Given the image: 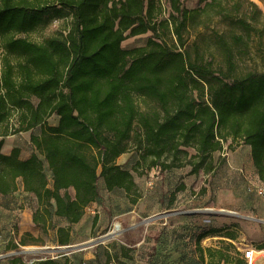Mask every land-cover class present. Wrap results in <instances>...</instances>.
Returning <instances> with one entry per match:
<instances>
[{"label": "trees", "instance_id": "obj_1", "mask_svg": "<svg viewBox=\"0 0 264 264\" xmlns=\"http://www.w3.org/2000/svg\"><path fill=\"white\" fill-rule=\"evenodd\" d=\"M166 1L0 0V194L22 184L37 199L34 222L44 235L57 228L62 245L99 200L100 182L136 204L142 191L135 174L189 167L188 175H215L226 150L241 144L250 146L264 182V70L239 72L246 36L219 33L214 48L187 44L191 28L216 16L250 34L262 9L251 0H199L194 8ZM243 1L255 8L251 14ZM56 19L68 25L41 42L19 36ZM149 31L146 45L122 46ZM22 132H30L33 153L22 158L18 146L5 153L6 136ZM42 242L27 233L7 248ZM237 254L232 264H248ZM10 262L28 264L21 255ZM33 264L59 263L47 257Z\"/></svg>", "mask_w": 264, "mask_h": 264}, {"label": "crops", "instance_id": "obj_2", "mask_svg": "<svg viewBox=\"0 0 264 264\" xmlns=\"http://www.w3.org/2000/svg\"><path fill=\"white\" fill-rule=\"evenodd\" d=\"M49 122L55 125L58 119L52 116ZM244 146L250 151L249 145ZM241 150L227 153L218 175H188L189 167L165 173L153 168L136 204L125 192H110L100 182L99 200L88 205L82 219L71 225V241L65 245L58 241L57 228L43 237L33 220L37 199L20 184L12 194H0V250L31 233L44 238L35 244L40 246L37 251L49 249L50 258L59 264H232L238 252L245 258L243 250L248 248L254 250L252 264H264V248L258 247L264 243V199L252 186H264V182L251 151L243 156ZM126 156L119 163H125ZM12 222L17 227L14 230ZM116 222L118 227L112 231ZM59 225L68 223L60 219ZM101 237L106 239L96 243ZM22 257L28 264L45 259ZM10 258L0 252V264H11Z\"/></svg>", "mask_w": 264, "mask_h": 264}, {"label": "rangeland", "instance_id": "obj_3", "mask_svg": "<svg viewBox=\"0 0 264 264\" xmlns=\"http://www.w3.org/2000/svg\"><path fill=\"white\" fill-rule=\"evenodd\" d=\"M251 1H254L255 3H257L259 8L262 9L264 13V0H251ZM163 2L165 6L168 7L167 1L163 0ZM242 3H243L242 10L247 9L248 14H251L252 13L251 11L255 10V8H253L249 3L245 1H243ZM184 4L185 6L189 8H194V7L203 5V4H200L199 0H186L184 1ZM169 10L170 8L167 9L166 16L169 15ZM233 14L236 15V11H234ZM252 21L257 25L258 30L252 31L250 34H248L244 30L242 25L238 24L236 20L223 18V16H216L211 22L207 24L208 25L207 27L198 26L194 29L191 28L190 29L191 35L189 37V40L187 41V44L190 45L193 43L194 40H197V42L204 49L208 48V46H211V48H214L216 37L218 36L219 33H225L228 36L234 33L244 34L246 36L245 38L247 42L249 43V49H248V52L238 54L239 72L243 73L248 70H255V69L264 70V16L257 14V18ZM67 25H68L67 20L56 19L50 25L46 27H40L36 29L35 31L19 34V36L26 37L33 41L41 42L46 37L54 34L59 29H63ZM151 35H152V32L149 31L145 34L129 36L127 39L123 41L122 46L126 49L137 47V46H144L147 44L148 38ZM1 55H2V50L0 48V57ZM221 61H222L221 57L218 55L216 59V66H220ZM15 146H18L21 149V156L23 158L29 157L33 153V150H34V147L32 146L31 140H30V132H22V133H18L15 135L6 136L3 151L5 150L9 152ZM226 147H227V144H226ZM237 148H242L241 153L243 156H249L250 151L247 150L244 144L237 146L235 149ZM226 151L227 152L224 155H227V153L230 152L228 149ZM216 155L219 156V153ZM126 157H127L126 155L121 156V158H119L118 161L123 162ZM147 175L148 174H145L144 176H139L135 174L136 180L138 182V185L141 191L145 187V181L147 179ZM252 186L257 190V192L260 188L264 187L259 183H255ZM142 194H143V191H142ZM261 196L264 199V195L260 194V197ZM146 199H147L146 205H149L147 196H146ZM139 221L142 222V226H143L144 220L140 219ZM115 224L116 225L113 226L112 231H116L118 227L117 222ZM11 228L13 230L14 228H17L13 222L11 224ZM44 236L47 237V235H43V237ZM103 239L105 240L106 238H103ZM36 247H40V246H37L35 244L19 245L18 248H10V249L3 248L0 250V252L1 254H3V256L6 255L7 258L17 256V255H22L30 259L47 258V257L52 256V252L49 249H43V251H37L38 248Z\"/></svg>", "mask_w": 264, "mask_h": 264}, {"label": "built area", "instance_id": "obj_4", "mask_svg": "<svg viewBox=\"0 0 264 264\" xmlns=\"http://www.w3.org/2000/svg\"><path fill=\"white\" fill-rule=\"evenodd\" d=\"M259 193L264 195V187L259 189ZM244 256L249 260V264H252L251 258L253 257L254 250L252 248L244 249Z\"/></svg>", "mask_w": 264, "mask_h": 264}, {"label": "water", "instance_id": "obj_5", "mask_svg": "<svg viewBox=\"0 0 264 264\" xmlns=\"http://www.w3.org/2000/svg\"><path fill=\"white\" fill-rule=\"evenodd\" d=\"M103 238H105V237H101V238H99L98 240H96L95 242H96V243H99V242L102 241ZM68 248H69V247H68Z\"/></svg>", "mask_w": 264, "mask_h": 264}]
</instances>
